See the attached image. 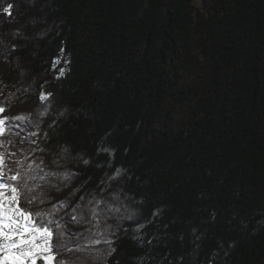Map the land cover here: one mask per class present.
Listing matches in <instances>:
<instances>
[{
    "label": "trees",
    "instance_id": "obj_1",
    "mask_svg": "<svg viewBox=\"0 0 264 264\" xmlns=\"http://www.w3.org/2000/svg\"><path fill=\"white\" fill-rule=\"evenodd\" d=\"M0 107L78 173L40 205L53 264H264V0H0Z\"/></svg>",
    "mask_w": 264,
    "mask_h": 264
},
{
    "label": "snow or ice",
    "instance_id": "obj_2",
    "mask_svg": "<svg viewBox=\"0 0 264 264\" xmlns=\"http://www.w3.org/2000/svg\"><path fill=\"white\" fill-rule=\"evenodd\" d=\"M40 98L46 99L44 95ZM4 111L5 108L0 107V114ZM13 120L24 121L26 117L18 115L12 118H0V138H4L0 139V264H37L38 261H43V264H53L56 260L52 243L54 234L59 242L56 247L67 245L63 241L64 233L60 230L61 225L55 219L57 205L53 204L50 209L41 208L40 205L51 203L44 195L45 189L61 191L62 188H68L78 173H73L71 170L63 172L50 170L44 165L43 159H40L38 163L33 160L32 156L37 149L21 147L24 144L23 139L19 141V145L10 139L12 136L19 135L13 131L17 127L10 122ZM30 134L36 135L35 132ZM29 143H35V141H29ZM39 151L43 152L44 149ZM9 161L16 167H10ZM82 162L88 163L87 160ZM52 163L56 168L63 167L59 159L53 160ZM55 181H59L60 184L57 185ZM74 192L75 189H73ZM112 195L114 200H119V195L115 193ZM84 199V196L80 197L81 201ZM77 207H80L79 203ZM85 207L90 219L85 220L81 215L77 222L81 225H89L86 230L91 235L85 237V243L77 250L91 249L99 254L100 250L95 248V245L100 243L111 245L112 243L104 237V232L110 227L106 223L110 218L107 213H116L120 209L107 201L96 200L95 197L90 198ZM71 219L75 220L76 217L73 216ZM101 223L104 224L103 228Z\"/></svg>",
    "mask_w": 264,
    "mask_h": 264
},
{
    "label": "rangeland",
    "instance_id": "obj_3",
    "mask_svg": "<svg viewBox=\"0 0 264 264\" xmlns=\"http://www.w3.org/2000/svg\"><path fill=\"white\" fill-rule=\"evenodd\" d=\"M196 5H198V0H195Z\"/></svg>",
    "mask_w": 264,
    "mask_h": 264
}]
</instances>
